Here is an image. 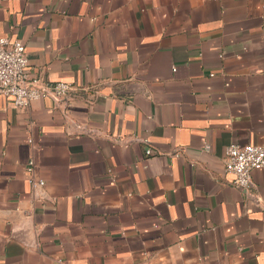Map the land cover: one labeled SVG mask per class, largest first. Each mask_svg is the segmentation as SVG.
<instances>
[{
	"label": "crops",
	"instance_id": "crops-1",
	"mask_svg": "<svg viewBox=\"0 0 264 264\" xmlns=\"http://www.w3.org/2000/svg\"><path fill=\"white\" fill-rule=\"evenodd\" d=\"M2 37L78 91L0 97V264H264L223 162L264 145V0H0Z\"/></svg>",
	"mask_w": 264,
	"mask_h": 264
},
{
	"label": "built area",
	"instance_id": "built-area-1",
	"mask_svg": "<svg viewBox=\"0 0 264 264\" xmlns=\"http://www.w3.org/2000/svg\"><path fill=\"white\" fill-rule=\"evenodd\" d=\"M77 91L68 83L45 84L31 76L24 44L19 40L0 38V97L12 98L15 108L25 109L32 102L47 98L60 106L67 104ZM146 154L152 156L155 152L148 149ZM223 162L225 173L232 177V185L246 194L253 187L252 172L264 169V145L231 144L225 149ZM34 170V161L30 160L27 166L30 183L43 187L42 180L33 179ZM58 264L64 263L59 261Z\"/></svg>",
	"mask_w": 264,
	"mask_h": 264
}]
</instances>
